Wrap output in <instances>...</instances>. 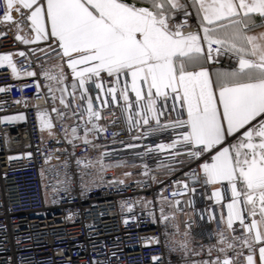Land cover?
Here are the masks:
<instances>
[{"label":"snow or ice","instance_id":"snow-or-ice-1","mask_svg":"<svg viewBox=\"0 0 264 264\" xmlns=\"http://www.w3.org/2000/svg\"><path fill=\"white\" fill-rule=\"evenodd\" d=\"M0 25L46 60H59L55 74L41 73L55 82L49 93L64 109L51 111L79 122L65 129L74 148L81 141L86 150L103 149L95 159L77 157L83 187L103 180L110 167H136L106 162L117 149L96 142L121 122L128 133L119 141L123 149L142 148L134 153L142 158L164 154L168 163L158 158L156 168L179 173L170 198L160 182L159 219L173 229L166 233L170 252L196 257L185 264H264V0H0ZM0 66L17 75L13 53H0ZM107 109H118L119 117ZM38 117L42 130L53 127L46 113ZM165 132L167 142L144 143ZM142 167L144 176L154 171ZM89 169L97 175L85 180ZM198 188L212 204L197 211ZM69 189L65 181L63 191ZM134 203L122 201L121 208L132 213ZM204 224L214 228L196 235L209 242L194 245L192 229ZM152 259L160 264L161 257Z\"/></svg>","mask_w":264,"mask_h":264},{"label":"built area","instance_id":"built-area-1","mask_svg":"<svg viewBox=\"0 0 264 264\" xmlns=\"http://www.w3.org/2000/svg\"><path fill=\"white\" fill-rule=\"evenodd\" d=\"M192 30H195L194 24ZM0 31H7L6 36H0V53H13L18 68L17 75L13 76L11 69L0 66V89H4L0 91V118L19 114L24 117L11 121L0 119V264H155L154 256L161 257L160 264H185V259H195L182 257L166 247V233L173 229L159 219L160 182L165 187L164 194L170 198L171 180L180 177L179 173L170 177L163 169L156 168L158 158L168 163L165 155L153 153L142 158L134 155L143 151L142 148L123 149L119 141H127L128 133L122 130L123 124L117 122L108 126L107 132L96 142L117 149L106 162L124 159L136 167H110L103 173V180L97 178L90 188L83 187L79 175L82 165L78 167L77 157L86 155L95 159L103 149L88 147L86 150L81 141H77L74 148L66 139L65 129L79 122L67 116L58 117L51 111L54 106L61 111L64 109L58 99L53 102L49 93V87H54L55 82L41 73L47 70L55 74L53 65L59 60H46L41 52L34 50V45L17 41L15 30L10 26L6 29L0 25ZM40 46L45 47L43 42ZM20 51L26 56H19ZM25 71H35L37 75L25 76ZM65 71L69 73L70 83V70ZM88 88L95 103L97 90L91 83ZM55 95L58 98L60 93L55 92ZM105 111L120 115L118 109ZM39 112L51 118V129H41ZM108 119L113 117L108 116ZM80 133L82 135V129ZM114 133H118L116 142H113ZM167 138V132L159 133L144 143H158L161 139L167 142ZM48 157L50 159H46ZM142 163H147L154 171L148 176L142 175ZM187 167L184 166L185 170ZM88 171L91 176L85 180L97 175L95 169ZM125 171L132 175L122 177ZM153 174L156 181L151 179ZM114 177L123 178L126 183L110 185L108 181ZM65 181L70 184L67 192L63 191ZM203 190L198 188L197 211L212 204L199 195ZM122 201H135L132 213L121 208ZM184 219L178 212L181 231ZM213 228L212 224L194 227V245L207 244L206 235L196 234Z\"/></svg>","mask_w":264,"mask_h":264},{"label":"crops","instance_id":"crops-1","mask_svg":"<svg viewBox=\"0 0 264 264\" xmlns=\"http://www.w3.org/2000/svg\"><path fill=\"white\" fill-rule=\"evenodd\" d=\"M260 29H257V31H259ZM210 191V190H209ZM226 212V211H225Z\"/></svg>","mask_w":264,"mask_h":264}]
</instances>
